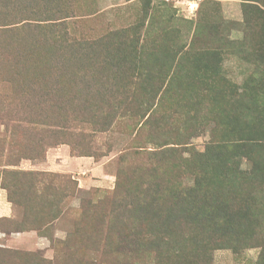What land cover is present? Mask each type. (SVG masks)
Instances as JSON below:
<instances>
[{
	"label": "trees",
	"instance_id": "obj_1",
	"mask_svg": "<svg viewBox=\"0 0 264 264\" xmlns=\"http://www.w3.org/2000/svg\"><path fill=\"white\" fill-rule=\"evenodd\" d=\"M242 1L247 16L246 8L252 7L249 1L264 2ZM74 8L72 0H0V121L10 136L7 142L11 146L17 143V149L9 155L15 160L11 162L5 156V160L0 161V187L6 189L11 203L23 210L21 220L0 218L14 224L12 229L2 231L36 230L54 241V260L37 252L0 246V264H63L60 261L62 250L77 247L85 249L97 264H213L212 249L232 248L239 242L243 243L242 248L249 245L263 248L260 257L264 259V232L257 226L260 218L264 219L263 163L261 157L248 152L231 156L234 146L251 150L259 141L220 139L210 141L204 150L198 151L190 139L200 126H191L192 120L198 123L197 117L186 111L184 131L171 136L169 142L164 135L168 115L159 108L161 102L155 106L144 93H138L136 88L141 83L136 79L118 77L113 68L120 61L115 60V56L100 59L96 64L102 74L111 73L102 84L92 77L86 79L93 82L85 83L82 75H71L72 70L88 68L83 64L87 62L73 60L62 48V42L68 39L67 19L74 16ZM245 20L249 24L248 18ZM34 21L38 23L33 26ZM26 32L34 34L28 45L20 43L27 39ZM117 38L122 39L119 34ZM54 48L58 53L51 56ZM39 51L45 57H39ZM263 57L258 63L264 66ZM106 67L109 69L104 71ZM118 81L127 89L117 94L118 107L112 112L121 119H137L132 130L138 145L134 147L132 160L138 154L142 158L132 162L127 159L128 153H123L112 191L99 201L87 200V207L80 199L78 211L82 217L75 223L74 230L63 238H54L51 225L61 216L64 201L77 188L76 180L65 173L8 167L21 158H43L47 148L68 143L66 137L72 134V123L92 124L97 132L110 129L111 122L93 120L105 112L102 109L96 110L97 113L88 111L82 95L84 90L72 89L78 84H87L89 92L94 85L103 88ZM159 89L161 83L154 88L153 100L157 97V101L162 100L161 93L157 94ZM103 93L97 91V97ZM134 100L137 102L131 109L128 105ZM177 101L179 99L175 98ZM237 109L219 107L215 119L217 127L227 128L224 133L228 130L238 136L264 131L263 119L259 117L258 128L252 126V119L259 111L251 106L247 111ZM88 113L92 119L87 118ZM246 115H249L248 120ZM169 117H173L172 114ZM167 133L168 137L172 135ZM5 140L0 138V158L6 149ZM150 144L156 147L149 148ZM168 154L173 157L170 159ZM189 172L193 184L185 187L179 175ZM8 173L16 175L15 181H8ZM23 174L32 179L24 185L26 187L18 180ZM24 189L27 195L24 193L22 197L20 191ZM193 191L197 194H192L195 196L192 199L190 192ZM202 220L205 225L201 231L210 233L207 223L213 222L221 234L197 238L195 231ZM68 259L73 264V257Z\"/></svg>",
	"mask_w": 264,
	"mask_h": 264
},
{
	"label": "rangeland",
	"instance_id": "obj_2",
	"mask_svg": "<svg viewBox=\"0 0 264 264\" xmlns=\"http://www.w3.org/2000/svg\"><path fill=\"white\" fill-rule=\"evenodd\" d=\"M194 1L197 2L196 5L193 4ZM249 2L252 7L246 8L247 16L242 0H72L75 6L74 16L67 19L68 39L62 42V48L67 50L68 56L74 58L73 60L87 62L83 64H87L88 68L70 72L71 75H82L85 83L93 82L88 81L86 77H92L101 84L104 78H110L111 73L102 74L96 69V64L100 59L115 56V60L120 61V64L113 68L115 74L118 77L134 78L138 84L141 83L136 90L138 93H144L145 98L151 99L153 105L157 106L161 102L159 108L168 115L164 135L169 142L171 136L184 131L185 115L186 111H189L191 116L196 115L198 122L192 120L191 126H200L196 135L190 139L196 150L202 151L210 141L220 139L234 141L246 138L253 142L259 141L258 146H253L251 150L234 146L231 156L246 152L252 156L256 154L261 157L264 168V131L238 136L228 130L224 133L227 128L220 129L215 122L218 115L216 110L219 107H235V111L237 108L247 111L250 106L259 111L252 119V126L258 128L256 122L259 119L264 122V66L258 63L264 56V11H259L264 10V2ZM245 17L248 18L249 24ZM35 23L38 22L34 21L33 26ZM29 28L33 31L32 26ZM26 33L27 39L20 43L28 45L34 34ZM118 34L121 35V40L117 38ZM56 48L61 49L59 45H56ZM53 51L51 56L58 53L55 48ZM38 53L41 55L39 57H45L40 51ZM250 61H253V64ZM108 69L109 67H106L104 71ZM113 83L103 88L94 85L89 92L87 90L90 87L87 84H78L72 89L84 90L82 95L86 98L88 111L97 113L96 110L102 109L105 112L93 120L111 122L110 129L97 132L92 129V124L72 123V134L66 137L68 143L47 148L43 158H21L16 164L8 167L22 171L65 173L76 180L77 188H74V193L64 201L61 216L51 225V236L54 238L63 237L66 232L74 230L75 223L82 217L78 211L80 199L83 200L84 207H87V200L99 201L112 191L119 158L123 153H128L127 159L132 162L142 158L138 154L135 160H132L134 147L138 145L132 130L137 119H121L118 114L114 115L112 112L118 107L117 94L123 93L127 86L125 88L120 81ZM160 83L161 89L157 94L161 93L162 100L157 101L158 97L153 100L154 88ZM97 91L104 93L97 97ZM175 98H178L179 102H175ZM193 101L197 103L194 104ZM136 102L137 100H134L128 105L129 108L133 109ZM169 114L173 117H169ZM246 117L248 120L249 115ZM87 118L92 119L89 113ZM241 119L243 120V117ZM241 125H244V122H241ZM168 131L172 133L169 137ZM0 138H6V149L0 161H4L6 156L13 162L15 157L9 155L10 151L13 153L17 149V143L11 146V143L7 142L10 136L1 121ZM21 141L24 142L23 139ZM149 146L156 147L151 144ZM74 154H90L89 157L102 164L105 172L101 173L99 169L89 175L86 169H72V166L68 165L70 156H87ZM168 155L170 159L173 157ZM83 176L90 177L95 182L98 180L94 182L97 185H84L80 182V177ZM15 177L14 173L7 174L8 181H15ZM18 180L24 186L32 179L30 175L23 174ZM179 180L185 187L193 184L190 172L181 173ZM57 183L58 181L54 183L55 186ZM20 193L22 197L24 193L27 195L25 189ZM197 193H200L199 189ZM197 193L190 192L191 198H195L193 195ZM22 212V207L11 203L7 199L6 189L0 187V218L21 220ZM202 214L206 215V212ZM242 224L243 222L239 224V229ZM197 225V238L207 237L208 234L217 237L221 234L213 222L207 223L210 233L201 231L205 220ZM257 226L264 232V219L260 218ZM13 227L14 224L9 221H0L1 247L37 252L42 257L54 260V241L51 238L36 230L8 233V229ZM232 246L212 249V263L264 264L263 257H260L263 248L260 246L249 245L242 248V242ZM60 255L63 264H70V256L73 257V264H97L81 247L75 250L64 249ZM55 261L57 263V260Z\"/></svg>",
	"mask_w": 264,
	"mask_h": 264
},
{
	"label": "crops",
	"instance_id": "obj_3",
	"mask_svg": "<svg viewBox=\"0 0 264 264\" xmlns=\"http://www.w3.org/2000/svg\"><path fill=\"white\" fill-rule=\"evenodd\" d=\"M69 159L70 160H69V164L68 165L69 166H72V169H74V168L75 169L82 168L84 170L86 169L87 170V174H89V175H93V172H96L99 169L101 170V173L105 172L104 169H103L102 164H100L99 162H96L95 160H93L92 157H89V156H72L71 157L70 156ZM82 175H84V174H82ZM80 178H81L80 182L83 183L84 185H88V186H90V185H97L95 183L98 180L95 182V180L92 181V178H90V177H87L86 178L84 176L83 177H80ZM86 179H89V180H86ZM90 181H92V182H90ZM56 221H54V222H56ZM63 237H60V238H63Z\"/></svg>",
	"mask_w": 264,
	"mask_h": 264
},
{
	"label": "built area",
	"instance_id": "obj_4",
	"mask_svg": "<svg viewBox=\"0 0 264 264\" xmlns=\"http://www.w3.org/2000/svg\"><path fill=\"white\" fill-rule=\"evenodd\" d=\"M193 4H194V5H196V4H197V2H196V1H194V2H193Z\"/></svg>",
	"mask_w": 264,
	"mask_h": 264
}]
</instances>
